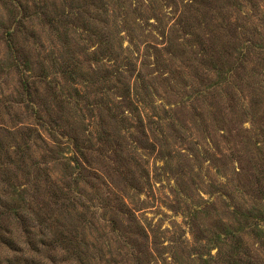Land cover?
<instances>
[{
    "label": "rangeland",
    "instance_id": "374dc122",
    "mask_svg": "<svg viewBox=\"0 0 264 264\" xmlns=\"http://www.w3.org/2000/svg\"><path fill=\"white\" fill-rule=\"evenodd\" d=\"M227 218L264 264V0H0V264H220Z\"/></svg>",
    "mask_w": 264,
    "mask_h": 264
},
{
    "label": "trees",
    "instance_id": "16d2710c",
    "mask_svg": "<svg viewBox=\"0 0 264 264\" xmlns=\"http://www.w3.org/2000/svg\"><path fill=\"white\" fill-rule=\"evenodd\" d=\"M11 7L18 9V6H16L15 4L12 5ZM10 11H11V9H10ZM176 19H178V23H181V19H180L179 15H177ZM5 40H6L7 49L11 50L12 47H13V38L11 37V32H9L7 34V37H6ZM97 42H98V44L96 45L94 50L91 51V54L93 55V60L95 62H99L102 59L105 60V61H107V60L110 61V65L107 66L110 69L107 70V68L105 66V72L102 71L103 74H101L100 77H108V78L113 77V78H115V80L119 82L121 87L125 88V90H127V92H128L131 89L130 82H129V79L131 78V76H128L127 72H128V70L132 71V67L130 66V68L126 70L124 65L120 64L117 61V55H116V51L114 50V48H115L114 45L111 46V47L109 46V49L108 48L104 49L105 48V46L103 44L104 40L100 38ZM118 47H120V49H121L123 47L122 43H119ZM103 49H104V51L108 52L106 55H104V53L102 52ZM135 55H136V57L127 56V57H124V58H126L127 61H135V62H137V61L143 59V57L146 56L143 53L142 54L139 53V51L135 52ZM220 68L221 67L214 68V72H216V76L217 77H220V75L223 74V71L220 70ZM58 70L60 71L62 77L64 79H67L68 82L75 83V82H77V80H79V78H81V80H82L81 84L82 83L85 84V82L88 81L89 76H91V75L93 76V74H95V72L92 69V67L83 66V64L81 62H79L78 58H76L74 53L73 54L71 53V54L67 55V57L62 58V63H61V66L58 68ZM84 70H87V72H85ZM100 71L101 70L99 68L98 72H100ZM140 78H144V77L139 74L138 75V79H140ZM141 81L144 82L142 79H141ZM21 85H22L23 89H27L28 88V83L26 82V78L23 77L21 79ZM213 85L219 88V90L217 91V92H219V91L222 90L223 85L228 87L230 85V83H229L228 78H226L225 80H222V81L214 80L213 82H211V86H213ZM144 88H146V86H144ZM75 91H77L76 86H75ZM137 93H139V92H137ZM141 94L144 95V97L146 98V96H147L146 93L142 92ZM218 94H220V93H218ZM138 99L140 100V98H138ZM153 104L154 103L151 102V105H153ZM116 105H118V106L114 105V110L115 111L111 112L109 114V119H112L113 122L117 123V124H119L120 122L121 123H128L129 127H131V126L132 127H136L135 125H131L130 124L131 122L129 121L127 112H126L125 109H122L119 106L120 103H117ZM139 107L141 108L140 105L135 103L134 109L138 110ZM145 109H146V106H145ZM144 119L148 120V124L149 125L154 120H160L159 122H161V117H159V119H157V116H155V114L149 113L147 111V109H146V112L144 113L143 117L139 115L135 119L136 122L139 123L138 126H137V129L141 128L142 130H145L146 126H145L144 123L147 122V120H144ZM29 130L32 131L34 129H29ZM74 160L77 161L78 157L74 158ZM1 173L2 174H6V172H4V171H1ZM15 194H16V197H17V193H15ZM10 203H12V205H9V206H11L12 210L14 212H16V213H19V209L16 208L18 206V200H16V198L13 195H12V199L10 200ZM240 215H241V217H244L247 220V215L245 214V212L241 211ZM252 217L254 219V224L255 225H253V227H251V229H250V230H253L251 232V234H252L253 237H255V240H260L261 236H262L261 232L255 231V226H258L259 224H261L259 222L260 219L255 217L254 215H252ZM227 220H228V222L224 226V230H223L224 232L221 234V236L223 237L224 244H225L226 247H228V250L223 252V251L218 249L215 257H217L219 255H223L224 256V258L221 260L220 264H255V262H253L254 258H255L254 257L255 251H251L250 249H248V245H247L246 241L243 240V233H242L243 231L242 230H243V227L245 225H238L235 228V227H233L231 225L233 223L232 219L227 218ZM216 237L218 239L220 237V233H218ZM214 238L215 237L211 238L212 242H211L210 248L216 247V245H215L216 243H215Z\"/></svg>",
    "mask_w": 264,
    "mask_h": 264
}]
</instances>
